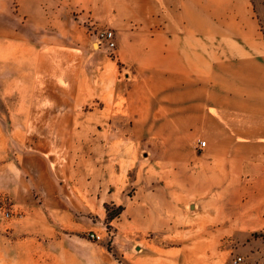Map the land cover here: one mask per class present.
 <instances>
[{"label": "crops", "instance_id": "0c3cea01", "mask_svg": "<svg viewBox=\"0 0 264 264\" xmlns=\"http://www.w3.org/2000/svg\"><path fill=\"white\" fill-rule=\"evenodd\" d=\"M0 98L10 231L128 239L137 264H264L253 0H0ZM106 204L124 208L112 234Z\"/></svg>", "mask_w": 264, "mask_h": 264}, {"label": "rangeland", "instance_id": "374dc122", "mask_svg": "<svg viewBox=\"0 0 264 264\" xmlns=\"http://www.w3.org/2000/svg\"><path fill=\"white\" fill-rule=\"evenodd\" d=\"M253 3L264 32V0H253ZM95 23L99 28H107L100 26L98 22ZM0 103H3L1 98ZM8 114V111L0 110V119L7 118ZM197 149L204 150L198 146ZM6 201V206L9 207L12 202L10 199ZM3 212L4 209L0 208V264H137L140 262L136 256V261L134 263L131 261V244L128 239L119 238L113 243V239L108 235L104 238L101 236L100 241L92 239L89 234L83 239H72L67 236L65 238L30 237L29 233H14V229L9 230V225L12 228V222L17 219L18 213L6 218ZM106 228L110 234L114 232L112 224L109 227L106 223ZM147 248L151 249L148 246L144 247L140 252L141 257L146 256ZM238 256L241 255H236L234 258ZM234 258L228 260L229 264H233Z\"/></svg>", "mask_w": 264, "mask_h": 264}, {"label": "built area", "instance_id": "2783aa9c", "mask_svg": "<svg viewBox=\"0 0 264 264\" xmlns=\"http://www.w3.org/2000/svg\"><path fill=\"white\" fill-rule=\"evenodd\" d=\"M93 26V35L95 37L96 42H98L99 45L105 46L108 48L111 55H115L116 49H117V38L116 33L111 28H99L95 22H91ZM198 145L200 149H203L207 145L206 140H199ZM7 201L4 200L0 203V208L4 209V216L6 218H11L14 213H16V210L14 209V206L10 204L9 207L6 206ZM90 237L96 241H100L102 239L101 235L95 232L89 233ZM244 262V258L242 256H238L233 259V264H241Z\"/></svg>", "mask_w": 264, "mask_h": 264}, {"label": "trees", "instance_id": "16d2710c", "mask_svg": "<svg viewBox=\"0 0 264 264\" xmlns=\"http://www.w3.org/2000/svg\"><path fill=\"white\" fill-rule=\"evenodd\" d=\"M111 208H113V210H110ZM106 209L108 211L106 223L110 227L112 220L119 216L124 208L122 206L106 204Z\"/></svg>", "mask_w": 264, "mask_h": 264}]
</instances>
